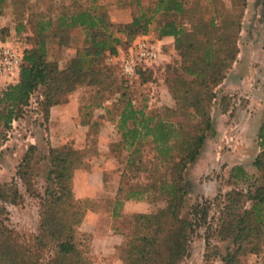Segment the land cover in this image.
Segmentation results:
<instances>
[{
    "label": "trees",
    "instance_id": "obj_1",
    "mask_svg": "<svg viewBox=\"0 0 264 264\" xmlns=\"http://www.w3.org/2000/svg\"><path fill=\"white\" fill-rule=\"evenodd\" d=\"M195 1L152 0L153 6H150L143 0H68L56 9L44 7V0H0V16H6L5 6L12 8L10 21L17 35L28 26L34 30V34L20 37L28 46L21 50L17 81L0 91V146L5 130L25 114V108L39 88L43 90L38 104L47 117L50 108L62 102L63 96L78 85L100 81L105 54L116 55L120 47L151 31L155 39L174 37L182 63L172 67L174 72L167 82L177 109L191 118V125L168 123L158 113H147L136 106L126 90L120 94L122 107L117 125L124 141L132 147L138 140L151 137L159 161L170 163L169 178L154 174L152 183L125 195V199L138 197L151 189L167 194L166 205L158 209L155 223L150 224L146 214L135 215L136 229L131 234L126 256L130 264H179L196 224L207 222L206 263L213 258L224 264H235L249 243L253 244L249 251H258V242L264 235V182L253 181L245 189L230 188L213 198H201L193 203L186 198L189 183L185 170L201 153L208 133L215 132L210 112L216 96L213 87L222 81L226 69L237 58L246 3L232 0L237 10L216 11V16H211L206 23L204 16L195 12L198 7ZM112 4L129 8L131 20L112 21L108 12ZM8 29L7 25L0 26V39L9 38ZM67 31L80 32L81 46L60 66L51 52L56 46L66 44ZM149 70L150 67L139 66L137 73L141 78ZM85 122L81 118V123ZM257 141L262 149L255 156L253 166L264 171V117L258 127ZM35 151L30 144L16 172L26 181L35 163L39 164L38 173L46 178L39 233L30 238L33 245H27L6 229L1 218L7 211L6 204L16 203L22 195L14 181L0 183V264H38L37 250L49 251L46 264H88L90 238L79 226L90 208V200L88 196L76 197L72 188L73 175L83 163L84 152L52 145L46 153ZM129 161L135 162L132 156ZM229 178L247 182L250 175L242 165L235 164ZM51 184L54 188H50ZM118 190V194L125 193L122 186ZM212 207L216 210L210 216ZM185 211L188 217L183 216ZM210 236L227 242L225 253L220 245L210 243Z\"/></svg>",
    "mask_w": 264,
    "mask_h": 264
},
{
    "label": "rangeland",
    "instance_id": "obj_2",
    "mask_svg": "<svg viewBox=\"0 0 264 264\" xmlns=\"http://www.w3.org/2000/svg\"><path fill=\"white\" fill-rule=\"evenodd\" d=\"M143 1L153 6L152 0ZM245 1L237 58L226 69L222 81L213 87L216 96L210 112L215 132L208 133L201 153L185 170L189 183L186 198L190 203L201 198H213L230 188L245 189L253 181L264 182V171L253 166L255 156L262 149L257 141L260 122L257 126L258 118L254 114L260 113L255 101L264 94V0ZM195 2L198 6L195 12L202 14L206 23L217 12L237 10L232 6V0ZM67 3L68 0H44V7L58 9ZM5 12L6 16H0V26L7 25L9 28V38L4 44L22 50L25 43L20 37L34 34V30L28 26L25 32L17 35L10 21L11 6H5ZM151 33L154 34L153 31ZM65 36L68 39L66 44L56 46L51 52L52 58L60 66L81 46L82 35L79 31H67ZM158 48L157 61L141 78L139 75L131 79L124 77L114 55L105 54L102 62L105 69L100 81L78 85L71 92L75 96L68 119L59 116V112L53 119L50 113L47 117L44 115L38 104L43 88H39L25 108V114L5 130L6 135L0 146V183L14 181L22 195L16 203L6 204L7 211L1 217L13 236H18L27 245H33L34 241L30 238L39 233L40 208L46 196L47 182L45 176L38 173L39 164H32V175L26 181L16 172V166L28 146L33 144L36 154L46 153L49 145L66 150L80 149L85 156L78 169L92 176L87 184L98 187L95 195L87 197L90 208L79 226L80 231L90 238L88 264H130L126 256L131 234L136 229L135 215L146 214L148 222L155 223L158 209L166 205L167 194L159 189H151L138 197L125 199V195L130 190H141L152 183L154 174L159 178H169L170 163L159 161L151 137L138 140L132 147L124 141L117 125L122 107L120 94L126 90L136 106L147 113H158L168 123L178 126L180 123L188 125L191 121L190 117L177 109L168 87L167 78L174 72L172 67L182 63L174 37L158 43ZM178 70L182 72L181 68ZM69 94L64 95L59 104L70 99ZM76 118L78 122L82 118L87 124L78 125ZM173 152L176 156V152ZM129 153L135 160L134 164L129 161ZM235 164L242 165L248 172L250 179L247 182L229 178ZM81 181V176L73 181V194L76 197L74 186L80 185ZM121 186L125 193L118 194ZM50 188H54V185L51 184ZM215 210L211 208L210 216ZM183 216L188 217V213L185 211ZM207 234V222L195 225L187 251L179 264H224L220 259L213 258L206 263ZM210 243L220 245L222 253H225L227 242L210 236ZM252 245L249 243L246 250L237 256L235 264H264V235L258 242V251H249ZM36 254L39 256L38 264H46L49 251L37 250Z\"/></svg>",
    "mask_w": 264,
    "mask_h": 264
},
{
    "label": "built area",
    "instance_id": "obj_3",
    "mask_svg": "<svg viewBox=\"0 0 264 264\" xmlns=\"http://www.w3.org/2000/svg\"><path fill=\"white\" fill-rule=\"evenodd\" d=\"M159 48L148 35H140L129 46L120 49L113 58L119 64L121 74L126 78L138 75L139 66L150 67L157 61ZM22 63L21 50L9 44L0 45V74L13 77Z\"/></svg>",
    "mask_w": 264,
    "mask_h": 264
},
{
    "label": "crops",
    "instance_id": "obj_4",
    "mask_svg": "<svg viewBox=\"0 0 264 264\" xmlns=\"http://www.w3.org/2000/svg\"><path fill=\"white\" fill-rule=\"evenodd\" d=\"M108 12L110 14L111 20L114 21V22H129L131 20V18H132V13H131V10L129 8L118 7L115 4L110 5V8H109ZM147 35L149 37H153V39L155 40L157 45H158V43H161V42H164V41H168V40L171 39V36H163V37H159L158 36L155 39L154 34L151 33V32H148ZM7 40L0 39V45L6 43ZM26 45L28 46L27 43H25V46ZM18 74H19V72H17L12 77L13 81H10L11 77L0 74V91L2 89H4L9 83L17 81ZM74 93H76V92H74ZM69 95H70L69 96L70 99H68L66 102H64L62 104L53 105L50 108V118L51 119L56 117L55 114L57 112H59V116L62 115V117H65L66 119L69 118L70 109H71V106H73V100H74L75 94L70 93ZM263 97H264V94H263V96H260L258 101H255V102H257L258 107H260V113L258 112V113L254 114V117L258 118L257 126H258L259 122H261V120L264 117V99H263ZM76 108H77V112H78L79 111V109H78L79 107H78L77 104H76ZM76 122L78 123V125L82 126L80 118H79V122H78V119L76 118ZM79 176L82 177V181H81L80 185H75L74 186V189H75L74 191H75L76 195L78 197H85V196L90 197L92 195H95L94 192H95V190L98 187L97 186H91V185L87 184L88 182H90V179L92 178V176L84 174V172L82 170H80V169H76L75 172H74V175H73V181H75L77 179V177H79Z\"/></svg>",
    "mask_w": 264,
    "mask_h": 264
}]
</instances>
